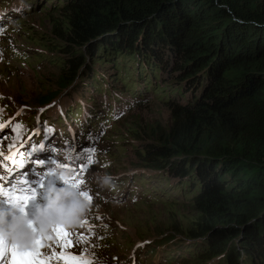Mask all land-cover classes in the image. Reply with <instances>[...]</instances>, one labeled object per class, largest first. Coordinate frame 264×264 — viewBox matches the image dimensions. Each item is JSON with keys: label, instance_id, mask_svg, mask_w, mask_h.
Segmentation results:
<instances>
[{"label": "trees", "instance_id": "1", "mask_svg": "<svg viewBox=\"0 0 264 264\" xmlns=\"http://www.w3.org/2000/svg\"><path fill=\"white\" fill-rule=\"evenodd\" d=\"M60 3L48 11L50 23L56 24L52 33L59 53L48 67L61 63L58 86L14 108L40 110L57 101L55 108L64 110L65 102L74 99L86 103L89 96L83 100L77 95L93 79L84 70L90 67L87 58L97 51L109 53L106 57L111 60L105 61L113 65L114 51L134 62L133 77L144 81L133 92L155 80V75L163 79L166 70L178 96L162 101L170 123L165 127L142 117L141 132H131L139 146L136 160L158 182L175 187L180 201L192 200L184 204L191 207L193 226L181 231L196 248V261L191 264L204 259L213 264H264V0ZM119 72H124L123 67L114 79L121 77L123 82L126 78ZM149 86L153 91L154 85ZM154 91L164 92L161 87ZM103 92L97 91L96 102H103ZM119 92L123 93L115 91ZM134 104L144 103L136 101L125 108ZM4 115L10 117L11 112L4 108ZM169 237L154 245L181 242ZM110 240L111 234H106L103 242ZM126 249L135 248L126 245ZM148 250L153 253L155 248L146 246L134 253L149 254Z\"/></svg>", "mask_w": 264, "mask_h": 264}, {"label": "rangeland", "instance_id": "2", "mask_svg": "<svg viewBox=\"0 0 264 264\" xmlns=\"http://www.w3.org/2000/svg\"><path fill=\"white\" fill-rule=\"evenodd\" d=\"M9 1L10 0H0V3L7 5V2ZM30 1L22 0V4L27 13L24 12V16H22L23 19L21 18L22 20L19 19L17 22L12 20L10 25L6 28V31L3 32V38H0L1 40H5L7 37L9 38L7 43L2 45L5 53L0 56V101L3 105L6 104L9 107L8 110L14 116L25 118L28 122L29 130L23 138L24 141L27 139L28 135H35L37 133L38 123L41 121V118H36L34 121L29 122L30 119H33L37 114H43L44 109H48L45 113L46 116L50 112L52 114H58L55 108L57 101H54L53 104L40 110L36 108H28L27 106L26 108L21 105H19V109L12 110V106L14 107L15 105V107H17L16 104L18 103L30 104L29 101L34 99L35 96H39L45 91H55L56 86H58L57 73L59 71V66L61 65L60 63L58 66L51 65L48 67L52 60H54L53 58L59 54L57 52L58 41L55 39V34L52 33L56 24L53 25L50 23L53 18L48 16V11L52 10L54 5H62L60 3L61 0L45 1L43 4L41 2L43 0H32L35 1L34 6L31 5ZM14 2L16 3V1ZM29 5L33 8H29ZM14 19H18V16ZM13 24H17L18 26L12 27ZM59 25L63 28V22H59ZM42 42L44 43V46ZM137 42L139 43V40ZM12 49L19 51L20 53H18L17 56H14ZM75 51H77V49ZM113 53L112 56L115 57L119 70H121L122 67H125L126 70H133V68H131V66L134 65L133 61H129L128 59L125 60L120 52L114 51ZM28 55L31 57L28 58ZM108 55L109 53L97 51L96 53L91 54L90 58L88 57L90 60V67L86 68L84 73L89 72L88 74L92 76L93 79L102 82L100 85L95 84L92 82V79L85 83V88L83 89L82 94L77 95L78 98L89 96L87 103L94 102L96 101L94 96L97 94V91H102L104 89L102 94L103 100L105 98L110 100L115 96V91L124 90V82L119 81L120 78L119 80L113 79L117 77L116 69L112 72L110 64L106 62L103 63L100 60L101 58H103L104 61L111 60L106 57ZM154 67L155 66H153V68ZM129 72L133 73L132 71ZM163 74L164 76L162 75L163 79L161 82L152 80L150 83V85H154L152 86L153 91L156 88L161 87L164 90L163 93H159V91L153 92L145 90V92L142 93V96L147 98L145 100H139V102L144 104H134V106L129 109L122 118L123 121L120 123L119 121L116 122L112 127L110 122L112 116L105 112L104 116L108 122L102 121L101 123H104L102 125L104 126V129L107 130L110 128L105 134L104 130L93 127L90 128V131L93 134V136L91 135V141H93L92 138L94 141L96 140L94 145L100 148L109 149H106V152L112 165L104 171L103 174L107 173V175L114 177L119 184L126 182L125 184H122V190L127 189V185L131 184L139 186L140 182H137L135 178L127 180V177L121 173L136 172L140 174L143 176L141 185L144 184L142 186V192H145L146 194L157 193V190L152 189L151 187L159 188L158 190L161 191L157 193L156 199H154L155 197H152L155 204L149 202L144 204V199H142V202L139 201L140 199L134 201L135 193L133 192L128 194L127 197L129 198L122 201L112 200L109 202H101L99 199L91 200V203H89V206L85 214L81 217L79 223L68 229V231L73 233V246L70 249L65 250L68 254L80 255V253L83 252L85 256L94 259L96 262L103 264H116L112 260L122 258V253L124 255L129 253L127 258H130L134 256L132 251L134 252L135 250L146 246H151L152 249L153 246V248H155L153 253L150 252L149 254H144L139 259L144 264H164L165 262H170V264H191L196 261V259H193V253L196 248L191 247V242L186 241L184 233H181V231L184 232V230L193 226L191 224V215H193L191 207L190 205L184 204L185 202H190L192 200L186 198V200L180 201L179 198H176L174 195L177 193V190H174L175 187L169 189L164 182H161V186H156V182L153 180V178H156L152 175V172L144 169L143 164L139 160H136L137 148L139 146L131 134V132H141L143 128L142 117L148 118L147 123L156 122L161 123L165 127L169 126L170 113L162 101H167L169 99L177 100L178 96L177 92L172 90V84H169V81H167V79H169L166 76L167 71L165 70ZM107 81H110V83ZM97 85L101 86L99 90H97ZM105 85L108 87H105ZM76 86L73 88H77ZM71 89L70 94L72 95L73 93ZM147 92L149 93L146 94ZM62 94L63 93L59 94V96ZM137 96H139L137 91L133 92V88H128L117 96V99L121 100L119 98L122 97L124 101L130 102L132 98H137ZM81 105L84 107L86 104L82 103ZM91 105H93L92 111L99 108L96 103H92ZM77 106L78 105H71V108H78L80 115H82L83 111ZM110 108L116 109L115 114L123 113V111L119 109V106H111ZM27 111L29 113H27ZM102 118L104 117H99L98 122H95L96 126H98L99 120ZM49 119L52 120L53 117H50ZM8 121L9 119H5L2 121V124L6 125ZM136 122L138 124H136ZM105 138H107V140ZM115 140L117 141L116 143H114ZM150 141L153 142L152 139ZM20 145L10 153L16 154ZM124 147H127L126 151H124ZM63 149H65V147H63ZM58 153L54 154L57 158H59L57 155ZM113 166L116 170L113 169ZM160 187L162 189H160ZM142 192L139 194L146 196V194ZM20 194L24 195L25 193L22 191ZM116 194L117 192H114L110 195L116 198ZM30 195L31 193H29V196ZM165 197L167 198L164 199ZM169 197L175 198L173 203H162L167 202ZM6 198H8V196L4 190V195H0V202H3ZM131 200H133V202H131ZM159 200H162V202ZM17 203L14 204L11 202L9 207L0 209V225H2L4 221L9 222V217L15 215L14 212L16 211L15 206H17ZM97 217H99V219H97ZM82 220L86 221V223L81 224ZM80 233L88 236V240L84 243L78 244L76 243V239ZM106 234H111L112 238L108 244H105L106 241L103 242ZM169 236L175 237L172 242H181L179 244H174L173 246H167L165 242H163L162 245H154L157 241L169 239ZM9 242L11 243L10 240ZM170 243L171 242L168 244ZM49 244L51 243L48 242L45 244V248H41L43 253H48L51 257L54 252L58 254L61 251L59 244H57V246L55 244L49 246ZM125 245H132L135 249L126 251ZM52 250L53 252H51ZM141 253L144 252L135 253V255ZM8 263V259L0 258V264ZM213 263L214 262H209L207 259H204L195 264Z\"/></svg>", "mask_w": 264, "mask_h": 264}, {"label": "snow or ice", "instance_id": "3", "mask_svg": "<svg viewBox=\"0 0 264 264\" xmlns=\"http://www.w3.org/2000/svg\"><path fill=\"white\" fill-rule=\"evenodd\" d=\"M2 127L3 125H0V128ZM84 151L89 152L94 151V149H85ZM92 162V157L89 155L86 161L78 159L75 161L74 165H79L78 173L82 174L86 167ZM2 179L3 177H0V180ZM81 183L82 181L77 176L72 187L77 188ZM19 184L20 186L10 185L9 187L8 198H10L11 202L14 204L21 201L26 202L29 199V193L31 192V189L24 178L20 180ZM77 190L79 194L88 201V203H91L92 197L87 191H80L78 188ZM21 191L25 194L21 195ZM0 195H4L3 184H0ZM97 219H99V217H97ZM84 223H86V221L82 220L81 224ZM25 227L33 232V249L31 251L19 250L20 247L13 242L10 243L3 230L0 229V258L5 254H8L11 257L9 264H51L53 259L58 261V264H95V262L90 257L85 256L83 252H81L80 255H74L68 254L65 251L73 246V233L66 230L61 224H55L50 228V231L56 236V241L59 244L61 251L58 254L54 252L47 260L43 259V254L40 252V248L42 247V242L49 239L48 235L46 233H41L32 220H27ZM87 240L88 236L80 233L76 239V243H84Z\"/></svg>", "mask_w": 264, "mask_h": 264}, {"label": "clouds", "instance_id": "4", "mask_svg": "<svg viewBox=\"0 0 264 264\" xmlns=\"http://www.w3.org/2000/svg\"><path fill=\"white\" fill-rule=\"evenodd\" d=\"M16 4L22 5V8H24L22 2H16ZM17 26L18 25H12V27ZM6 43L7 41L4 44ZM100 60L104 63L103 58ZM146 84L150 85L149 82ZM86 105H88L87 102ZM87 107V109H89L90 105ZM66 138L71 139L73 137L68 135ZM58 144L62 145L60 142ZM85 149H93V147L83 146V150ZM94 150L98 151L100 149L95 148ZM101 154H103V152ZM104 154L107 155V152ZM69 175V169H64L61 172L60 180L62 185L54 190H50L45 204L36 210L32 218L33 223L41 233L48 232L55 224H61L65 227L76 226L89 206L88 201L79 194L78 190L67 182L66 177ZM100 182L105 186H111L112 177L105 175L101 178ZM3 232L11 242L15 243L20 248H26L32 244L33 232L25 227V217L22 215H18L11 222L6 223Z\"/></svg>", "mask_w": 264, "mask_h": 264}, {"label": "bare ground", "instance_id": "5", "mask_svg": "<svg viewBox=\"0 0 264 264\" xmlns=\"http://www.w3.org/2000/svg\"><path fill=\"white\" fill-rule=\"evenodd\" d=\"M18 2H22V0H17ZM44 1V0H43ZM42 1V2H43ZM11 4V7H14L15 6V4H13L12 3V1H9V2H7V4ZM45 3V2H44ZM21 8V7H20ZM16 8H14L13 10H12V12H11V14L13 13L14 14V10H15ZM49 13V12H48ZM16 16H18V19H16V20H19V19H21L22 18V16H24V15H22L21 13H19V12H17V13H15L14 14V18L16 17ZM2 17V16H1ZM23 19V18H22ZM21 19V20H22ZM34 19V18H33ZM12 20H10V22H11ZM34 21V20H33ZM15 22V21H14ZM15 26L17 25V24H14ZM27 31V30H26ZM25 33V32H24ZM32 33V32H31ZM36 33V32H35ZM3 38V37H2ZM4 40V39H3ZM87 60H88V64H89V58H87ZM126 60V59H125ZM114 62V61H113ZM23 68V67H22ZM26 68V67H25ZM157 69H161V67H156ZM156 70V69H155ZM23 72V71H22ZM123 76H124V74H123ZM156 79L155 80H157V82H161L162 81V77L161 76H159V75H155L154 76ZM158 92V91H157ZM84 99L83 100H85L86 99V96H84L83 97ZM120 99V98H119ZM41 100V99H40ZM25 101H26V99H25ZM48 101V100H47ZM46 101V102H47ZM75 101V103L77 104V105H81L82 103L84 104L85 102L84 101H82V100H77V99H75L74 100ZM30 102V101H29ZM52 102V101H51ZM149 102V101H148ZM126 103H128V102H126ZM39 105V104H38ZM60 108V106L58 105L57 107H56V111H58V109ZM125 110L126 109H129V108H124ZM127 113V112H126ZM45 117L47 118V119H49L50 117H53V118H56L57 117V114H52L51 112L49 113V114H47V116L45 115ZM104 118H102L101 120H99V124L102 122V121H104L105 119H106V117L105 116H103ZM64 119H66V116H64L63 117ZM82 118H86V116H82ZM122 118L123 117H119V118H117V119H115L113 122H112V124H111V127H112V125L113 124H115L116 122H118V121H121L122 120ZM67 120H68V118H67ZM95 122H98V119L95 121H92L91 122V125L92 124H94ZM93 128H95V127H93ZM96 129H101V130H104V134L107 132V130L108 129H110V128H108L107 130L106 129H104V126H101V127H99V128H96ZM100 130V131H101ZM58 135V136H57ZM66 137V136H68V133H59V131H53V133H52V135L50 136V138H53V137H56V140H52L51 142L50 141H45V142H41V145L38 147V148H35V150L37 149V151H40V150H42V149H46V147H51L50 149H48L47 150V152L49 153L48 155H52V156H54V154L55 153H58L61 149H63V147H65V150H66V144L65 143H63L62 144V146H60V148H55L56 146L55 145H57L59 142H60V140L62 139V137ZM106 140H107V138H105ZM106 140H105V145H106ZM112 142V141H111ZM117 141L115 140V142L114 143H116ZM94 143H95V141H91V140H87L86 142H85V145H87V146H89V147H92V146H95L94 145ZM30 146V143H28L27 144V147H29ZM55 148V149H54ZM107 150H109L108 148H106ZM59 150V151H58ZM3 151V149H1L0 150V156L2 155V152ZM18 152V151H17ZM4 158H7V156H3ZM43 157V156H42ZM39 159H41V160H44V158H39ZM45 159H48V158H45ZM49 160V159H48ZM38 161V159L37 160H35V162H37ZM43 164L44 163H39V166H43ZM45 166V165H44ZM47 166V165H46ZM1 170V169H0ZM5 171H10V170H5ZM5 171H3V172H5ZM7 174L8 173H4V176L6 177L7 176ZM4 179V178H3ZM3 179L2 180H0V183L2 184L3 182H1V181H3ZM30 196H32V194L30 195ZM117 196H125V194H123V193H117ZM127 197V196H126ZM144 204H146V202L144 203ZM143 204V205H144ZM20 207H22V206H20ZM125 247H126V245H125ZM126 250H129V249H126ZM132 250V249H131ZM149 251V250H148ZM150 252V251H149ZM140 256H142V255H140ZM140 256H135V257H133L134 258V260H137L138 259V257H140ZM130 260L131 259H128L127 258V256H125L123 253H122V258H120V259H118V260H116V259H113L112 261L114 262V263H116V264H126V263H130ZM135 264H139V262L138 261H136L135 262ZM165 264V263H164Z\"/></svg>", "mask_w": 264, "mask_h": 264}, {"label": "water", "instance_id": "6", "mask_svg": "<svg viewBox=\"0 0 264 264\" xmlns=\"http://www.w3.org/2000/svg\"><path fill=\"white\" fill-rule=\"evenodd\" d=\"M111 107V106H110ZM108 110V109H107ZM111 110L113 111V110H115L114 108H111ZM118 117H123V116H117L116 114H114V116H112V119H117ZM95 125V127H96V124H94ZM97 128V127H96ZM100 150H103V151H105L106 150V148H100ZM106 152V151H105Z\"/></svg>", "mask_w": 264, "mask_h": 264}, {"label": "flooded vegetation", "instance_id": "7", "mask_svg": "<svg viewBox=\"0 0 264 264\" xmlns=\"http://www.w3.org/2000/svg\"><path fill=\"white\" fill-rule=\"evenodd\" d=\"M105 62V61H104ZM114 65L113 64H110V67L112 68Z\"/></svg>", "mask_w": 264, "mask_h": 264}]
</instances>
